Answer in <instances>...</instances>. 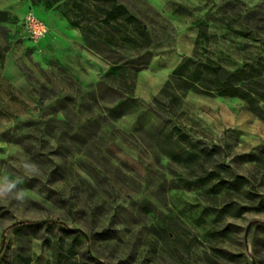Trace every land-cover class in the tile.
I'll return each mask as SVG.
<instances>
[{
	"label": "rangeland",
	"instance_id": "obj_1",
	"mask_svg": "<svg viewBox=\"0 0 264 264\" xmlns=\"http://www.w3.org/2000/svg\"><path fill=\"white\" fill-rule=\"evenodd\" d=\"M46 1L0 0V63L26 84L0 94V181L25 192L0 200V264H264V120L236 97L189 93L170 114L133 92V73L175 48L264 81V0H115L141 29L97 22L87 0ZM19 5L45 39L28 38ZM83 50L121 70L103 78ZM174 128L212 152L206 164L249 177L250 194H203L196 166L167 155L186 144Z\"/></svg>",
	"mask_w": 264,
	"mask_h": 264
},
{
	"label": "trees",
	"instance_id": "obj_2",
	"mask_svg": "<svg viewBox=\"0 0 264 264\" xmlns=\"http://www.w3.org/2000/svg\"><path fill=\"white\" fill-rule=\"evenodd\" d=\"M38 1V0H37ZM35 0L31 3L36 4ZM59 0L46 1L47 6H53ZM94 8V12L100 14L102 18H96L97 22L109 24L120 21L131 22L140 28L139 21L134 16L127 13L126 9L115 0H87ZM32 9V8H31ZM67 21L78 27L66 13H63ZM141 29V28H140ZM85 37L89 32L88 28L81 27ZM118 64H114L106 71L103 78L115 71H120ZM136 73H133L135 80ZM134 89V83H133ZM132 92H126L127 96H132ZM189 93L203 94L221 97H236L246 102L253 113L264 120V109L259 104V100L264 98V81L257 79L250 72L240 69L231 71L222 66L215 59L201 55L196 51L190 56H184L170 73L160 91L151 101V107L155 111L164 113H175V110L182 106L185 97ZM122 99H120L121 101ZM177 135L186 144L178 146L177 152H169L167 155L185 168L196 166V174L193 176L200 190L205 195H217L222 191L231 193H242L249 195L252 191V184L249 177L235 175L230 168L219 162L206 164L211 159L212 152L208 151L199 142L189 141L186 135L178 128H174ZM257 168L264 169V148L257 158ZM264 177V171L261 173Z\"/></svg>",
	"mask_w": 264,
	"mask_h": 264
},
{
	"label": "crops",
	"instance_id": "obj_3",
	"mask_svg": "<svg viewBox=\"0 0 264 264\" xmlns=\"http://www.w3.org/2000/svg\"><path fill=\"white\" fill-rule=\"evenodd\" d=\"M7 6V8H9V5ZM154 6L156 8H159V6H157L156 4ZM26 8L28 9L29 5L18 6V9L20 10H24ZM57 18L59 19V24L57 27H54V31L56 33L58 32L59 34H61V32L63 31L64 33H62V35L64 37L71 36L77 38L78 40V32H76V30L69 29L67 26V22L61 20V17ZM50 33L51 32L49 29V34ZM84 54L88 55L91 63L97 69H101L102 71L106 72L112 67V64L105 59H99L98 57L90 55L83 50V55ZM188 54L190 53H184L181 49L178 48H175L174 50L166 53L153 54L149 63L145 67L140 68L137 71L133 89L135 96L143 101H151L156 93L160 91L164 82L168 78V75L180 62L182 57ZM9 84L17 91H23L26 87L23 74L12 62L11 58L6 56L3 59V65H1L0 63V94L6 93V87Z\"/></svg>",
	"mask_w": 264,
	"mask_h": 264
},
{
	"label": "built area",
	"instance_id": "obj_4",
	"mask_svg": "<svg viewBox=\"0 0 264 264\" xmlns=\"http://www.w3.org/2000/svg\"><path fill=\"white\" fill-rule=\"evenodd\" d=\"M22 25L29 39L39 41L47 36L49 27L33 9L28 8L23 15Z\"/></svg>",
	"mask_w": 264,
	"mask_h": 264
},
{
	"label": "clouds",
	"instance_id": "obj_5",
	"mask_svg": "<svg viewBox=\"0 0 264 264\" xmlns=\"http://www.w3.org/2000/svg\"><path fill=\"white\" fill-rule=\"evenodd\" d=\"M28 175H38L39 169L35 164L25 163L23 165ZM16 181H9L7 176H4V179L0 181V200L13 199L18 202H23L25 199V192L20 190L19 192H13L16 188Z\"/></svg>",
	"mask_w": 264,
	"mask_h": 264
}]
</instances>
